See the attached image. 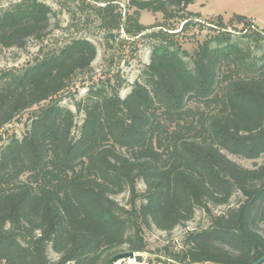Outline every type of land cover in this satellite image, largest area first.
<instances>
[{
    "label": "trees",
    "instance_id": "1",
    "mask_svg": "<svg viewBox=\"0 0 264 264\" xmlns=\"http://www.w3.org/2000/svg\"><path fill=\"white\" fill-rule=\"evenodd\" d=\"M196 1L131 0V7L173 19ZM104 8L112 14L110 4ZM53 15L36 0L0 13V50L43 40ZM223 18L217 26L226 30ZM234 18L251 30L254 52L227 31L188 52L180 37L187 18L180 32L150 35L159 43L125 98L119 73L93 80L98 52L88 40L3 73L0 264H108L119 254L148 253L145 229L171 233L198 210L209 227L187 232L168 263L253 264L264 257V165L249 169L227 155H264V53H256L264 31L245 16ZM126 23L130 35L150 29L135 15ZM81 77L91 83L74 102L83 113L77 125L60 96ZM28 111L22 138H5L4 129ZM125 192L126 206L115 200ZM136 260L143 264L142 255Z\"/></svg>",
    "mask_w": 264,
    "mask_h": 264
},
{
    "label": "rangeland",
    "instance_id": "2",
    "mask_svg": "<svg viewBox=\"0 0 264 264\" xmlns=\"http://www.w3.org/2000/svg\"><path fill=\"white\" fill-rule=\"evenodd\" d=\"M24 0H0V13L12 8L14 5ZM45 3L53 9L51 24L47 35L41 41L30 40L24 49L10 48L0 50V77L5 72L24 71L27 67L33 65L43 55L58 51L73 40H88L97 47V57L92 63V74L94 81H99L105 76L120 74L124 82L120 95L125 98L131 90V85L139 80L142 69L150 63L152 46L156 41L150 35L166 32H180L185 19L190 23L187 31L181 33V41L184 49L192 53L199 43H203L209 37H213L223 31L230 32L234 39L242 44L243 47H251L254 52L256 45L254 38L251 37V30H243V25L239 24L234 15L225 17L221 6L223 0H197L190 5L181 15L173 19H166L162 13L152 11H138L131 7V0H36ZM155 1V0H138ZM110 4L112 14L104 13L103 9ZM238 9H243L254 14V3L249 0L237 4ZM121 16L119 17V15ZM135 15L141 26L150 28L141 35L135 36L125 32L129 25L126 19ZM217 15H223L224 23L227 29H220ZM190 21V22H189ZM118 23V24H117ZM119 25L120 29L117 28ZM254 25V23H253ZM254 30V27L251 28ZM248 31V32H247ZM264 31V30H263ZM257 55L264 53V48L256 52ZM81 84L70 88L63 93L61 103L76 114V123L80 125L83 119V113H79L74 105L76 100L86 97L91 82L86 77H81ZM84 85V86H83ZM33 112V110H31ZM31 111L25 112L22 116L8 125L4 129L5 138L9 135H16L22 138L26 127L25 124L31 115ZM230 159L238 164L253 169L256 166L264 165V155L257 160H248L239 156L227 154ZM138 191L143 193L146 186L142 181L138 182ZM129 193L125 192L115 197V200L126 206L129 201ZM238 200L236 196L232 200L234 204ZM227 209V207H218L214 209V214ZM210 225V218L202 211L198 210L194 219L186 227H179L171 233L160 231L156 228L145 229L146 241L148 244V253L137 254L143 256V264H155L156 259L161 257L166 261L168 254L179 252L183 247V238L187 232L200 228H207ZM136 254V253H135ZM49 256L52 260H57L58 255L49 250ZM137 257V256H136ZM135 258L121 257L114 264H139ZM167 264L168 263L166 261ZM216 264V263H205Z\"/></svg>",
    "mask_w": 264,
    "mask_h": 264
},
{
    "label": "crops",
    "instance_id": "3",
    "mask_svg": "<svg viewBox=\"0 0 264 264\" xmlns=\"http://www.w3.org/2000/svg\"><path fill=\"white\" fill-rule=\"evenodd\" d=\"M224 2L221 6V11L224 13L225 17L231 15H242L249 19H251L255 26L264 30V0H249L250 2L254 3V14L250 12L238 9L237 4L244 3L246 0H223ZM223 16V15H217Z\"/></svg>",
    "mask_w": 264,
    "mask_h": 264
},
{
    "label": "water",
    "instance_id": "4",
    "mask_svg": "<svg viewBox=\"0 0 264 264\" xmlns=\"http://www.w3.org/2000/svg\"><path fill=\"white\" fill-rule=\"evenodd\" d=\"M127 256L131 257V258H135L136 256H139V255H137V254H135L133 252L119 254V255H116V256L112 257L109 260L108 264H114L119 258L127 257ZM253 264H264V257L262 259L258 260L257 262L253 263Z\"/></svg>",
    "mask_w": 264,
    "mask_h": 264
}]
</instances>
